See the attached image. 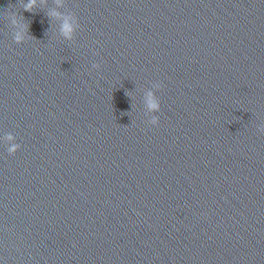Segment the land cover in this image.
<instances>
[{"label":"water","instance_id":"obj_1","mask_svg":"<svg viewBox=\"0 0 264 264\" xmlns=\"http://www.w3.org/2000/svg\"><path fill=\"white\" fill-rule=\"evenodd\" d=\"M0 264H264V0H0Z\"/></svg>","mask_w":264,"mask_h":264}]
</instances>
